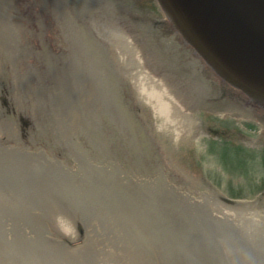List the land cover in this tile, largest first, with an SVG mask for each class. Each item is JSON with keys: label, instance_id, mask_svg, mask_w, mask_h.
Returning <instances> with one entry per match:
<instances>
[{"label": "water", "instance_id": "obj_1", "mask_svg": "<svg viewBox=\"0 0 264 264\" xmlns=\"http://www.w3.org/2000/svg\"><path fill=\"white\" fill-rule=\"evenodd\" d=\"M214 121L264 142V0H0V264H264Z\"/></svg>", "mask_w": 264, "mask_h": 264}, {"label": "rangeland", "instance_id": "obj_2", "mask_svg": "<svg viewBox=\"0 0 264 264\" xmlns=\"http://www.w3.org/2000/svg\"><path fill=\"white\" fill-rule=\"evenodd\" d=\"M203 159L219 189L230 200L264 197V142L242 135L233 126L214 121L203 146Z\"/></svg>", "mask_w": 264, "mask_h": 264}]
</instances>
